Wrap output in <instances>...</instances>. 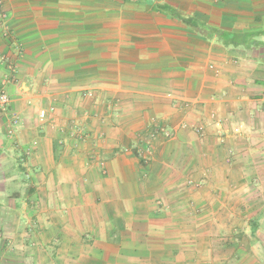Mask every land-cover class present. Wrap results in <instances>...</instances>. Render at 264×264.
Segmentation results:
<instances>
[{"label":"crops","instance_id":"0c3cea01","mask_svg":"<svg viewBox=\"0 0 264 264\" xmlns=\"http://www.w3.org/2000/svg\"><path fill=\"white\" fill-rule=\"evenodd\" d=\"M0 2V264H264V0Z\"/></svg>","mask_w":264,"mask_h":264},{"label":"built area","instance_id":"2783aa9c","mask_svg":"<svg viewBox=\"0 0 264 264\" xmlns=\"http://www.w3.org/2000/svg\"><path fill=\"white\" fill-rule=\"evenodd\" d=\"M1 5V2H0ZM10 96L8 92L6 91L4 85L0 86V113H6L8 112L9 106H10ZM45 111L41 112V116L43 117L45 115ZM13 120L14 123L17 124L19 121V118L17 115L13 114ZM242 128V126L240 127Z\"/></svg>","mask_w":264,"mask_h":264}]
</instances>
